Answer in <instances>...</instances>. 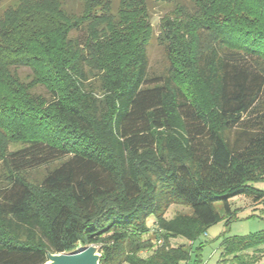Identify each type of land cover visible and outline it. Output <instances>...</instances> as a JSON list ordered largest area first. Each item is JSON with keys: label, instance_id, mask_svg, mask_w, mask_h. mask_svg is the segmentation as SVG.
<instances>
[{"label": "trees", "instance_id": "trees-1", "mask_svg": "<svg viewBox=\"0 0 264 264\" xmlns=\"http://www.w3.org/2000/svg\"><path fill=\"white\" fill-rule=\"evenodd\" d=\"M77 2L0 11V264H182L232 197L264 202V0L177 1L156 75L149 0ZM222 247L257 262L264 230Z\"/></svg>", "mask_w": 264, "mask_h": 264}, {"label": "rangeland", "instance_id": "rangeland-1", "mask_svg": "<svg viewBox=\"0 0 264 264\" xmlns=\"http://www.w3.org/2000/svg\"><path fill=\"white\" fill-rule=\"evenodd\" d=\"M177 1L182 0H149V22L153 29V38L149 46L150 74L156 75L164 72L167 67V58L163 44L159 40V23L162 17L170 13ZM21 0H5L0 3V11L8 8H16ZM68 6L78 9L77 0H67ZM103 8V7H102ZM99 11V8H98ZM23 79H28L30 70L27 67L18 69ZM36 92H44L41 88H36ZM15 146L11 145V149ZM40 170V174L44 173ZM254 186L264 190V180L254 183ZM231 207L236 212L235 218L229 225L226 219H221L218 223L212 225L205 234L197 241L192 243V254L188 261L182 264H231L230 260H224L222 255V242L225 236H244L251 233L264 230V202H255L252 197L245 194H239L230 199ZM220 208V207H219ZM189 208L182 204H174L167 211V216L172 217L178 212H187ZM179 243L189 244L184 238L176 239ZM146 253H144L145 255ZM123 264H129L127 262ZM252 264H264V256Z\"/></svg>", "mask_w": 264, "mask_h": 264}, {"label": "water", "instance_id": "water-1", "mask_svg": "<svg viewBox=\"0 0 264 264\" xmlns=\"http://www.w3.org/2000/svg\"><path fill=\"white\" fill-rule=\"evenodd\" d=\"M101 246L92 244L72 253H48V260L43 264H100Z\"/></svg>", "mask_w": 264, "mask_h": 264}]
</instances>
